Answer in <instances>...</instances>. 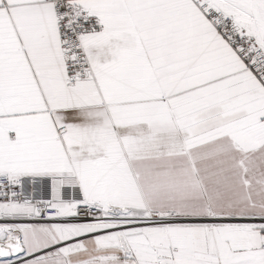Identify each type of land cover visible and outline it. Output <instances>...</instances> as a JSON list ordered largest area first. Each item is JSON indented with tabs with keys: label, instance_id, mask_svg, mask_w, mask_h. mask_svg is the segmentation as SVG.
I'll use <instances>...</instances> for the list:
<instances>
[{
	"label": "snow or ice",
	"instance_id": "snow-or-ice-1",
	"mask_svg": "<svg viewBox=\"0 0 264 264\" xmlns=\"http://www.w3.org/2000/svg\"><path fill=\"white\" fill-rule=\"evenodd\" d=\"M0 264H264V0H0Z\"/></svg>",
	"mask_w": 264,
	"mask_h": 264
}]
</instances>
